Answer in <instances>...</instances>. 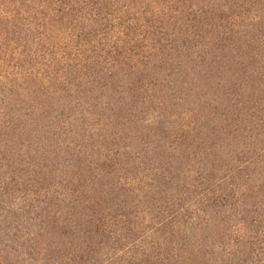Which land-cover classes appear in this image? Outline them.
<instances>
[{
	"label": "rangeland",
	"instance_id": "1",
	"mask_svg": "<svg viewBox=\"0 0 264 264\" xmlns=\"http://www.w3.org/2000/svg\"><path fill=\"white\" fill-rule=\"evenodd\" d=\"M24 1L0 0L7 18L19 14L0 26V255L5 264H68L73 249L88 241L86 202L93 212L108 197L111 211H129L132 219L148 215L145 221L156 225L161 197H172L188 183L192 194L199 189V176L186 180L188 166L198 172L203 163L217 165L239 149L245 151L248 162L241 166L248 175L263 169L256 159L264 158V101L258 108L252 104L258 96L252 86L264 90V81L242 72L251 61V74L264 79V29L248 24L258 9L251 2L248 10L243 0H114L122 11L128 8L125 17L134 25L131 43L121 38L117 45L124 32L112 29L111 16L88 22L90 0H72L85 3L84 11L71 13L84 33H57L56 20L45 21L50 10L67 11L59 0L45 3L44 11L37 7L42 0ZM35 9L46 31L33 28ZM55 12L54 18L63 14ZM166 15L163 26L160 16ZM76 34L81 36L72 38ZM131 48L139 55L128 62ZM60 50L92 60L84 76L73 74L61 83L49 75L48 82L32 69V57ZM260 95L264 99V92ZM176 138L200 148L192 164H183ZM205 148L214 151L213 160ZM143 174L150 179L144 196L121 190L134 175L144 180ZM148 232L154 237V227ZM105 243L89 259L109 264L114 257L116 264L119 243L113 238Z\"/></svg>",
	"mask_w": 264,
	"mask_h": 264
},
{
	"label": "trees",
	"instance_id": "2",
	"mask_svg": "<svg viewBox=\"0 0 264 264\" xmlns=\"http://www.w3.org/2000/svg\"><path fill=\"white\" fill-rule=\"evenodd\" d=\"M24 2L26 3L28 0ZM57 2L67 7V11L64 8H57L60 13L50 10L46 14L48 20L45 21L48 23L55 19L57 33H84L85 27L78 22L77 14L73 18V23L71 13H77L79 10L84 11L85 9H82V6L85 3L72 0H59ZM247 2H251L253 7H258L255 15L251 16L250 20L252 22L248 24H250L252 30L255 27L260 28V26H263L262 29H264V21L260 20L264 19V15L261 17V13L264 12V0H243L240 3L248 7ZM52 3L53 0H42L37 7L40 5L43 8L44 4L50 5ZM87 6L91 8L87 13L88 22L92 20L96 22V19H100V21L102 19L107 20V17L111 16L110 18L116 21H113L116 27L113 26L112 29L116 28L115 31L117 33L124 32L118 35L117 45L121 38L124 43H131L134 25L125 17L128 8L123 6L122 11L114 0H90L89 3H86ZM38 9L32 11L33 17H37L31 23L36 31H41V29L46 31L47 24L39 19L41 11ZM249 9L250 7H248ZM44 10L45 8H43ZM54 12L56 14L63 12V14L54 18L52 16ZM240 13L238 18L241 22H244L245 16ZM196 14L195 10L192 11L189 17L190 20L195 18ZM4 15L6 17H3ZM16 15L19 16L17 13ZM16 15L12 14L11 18H7L10 16L8 11L6 9L0 11V26L5 22H8V24L15 22L18 18ZM167 16L170 15L160 16L161 25L167 24L169 20ZM255 19L260 21L254 22ZM72 26L73 29L71 30ZM183 26L184 23L182 22L179 25V31L183 29ZM33 28L30 27L29 29ZM80 36L76 34L72 35V38H79ZM35 39L37 38L35 37ZM41 41L39 42L42 43ZM39 42L37 41L36 44H39ZM62 50L47 51L49 52L47 54L43 51V53L38 55V58L31 56L34 59L32 64L34 68L32 69L36 68L43 72L41 75H43V78L49 79L48 82L53 79L66 83L67 79L72 78L73 74L84 76V72H86L92 60L90 61L89 58L84 59L79 51L68 52L67 55H64V53H59ZM137 52V50L132 48L129 49V53L126 54L124 60L132 61L133 56L139 55ZM145 56H147V53ZM261 64H264V57ZM245 67L242 72L249 80L251 77V79L254 78L259 83L264 81L262 79L263 76L260 79L259 76L251 74L254 73L251 71V61H248ZM49 75H53L51 79ZM252 88L258 91V96L253 99L252 103L258 108L261 102L264 101L263 97H261L262 95H260V92L262 93L264 90L254 86ZM254 115L257 116L258 111ZM178 118L189 123L188 116L184 117L179 114ZM186 143V140L178 139L173 144L176 147H183V150L180 148V158L183 164L187 163L190 165L193 162L190 158L200 154V148H193L189 144L186 146ZM204 152L208 158L214 159V151L210 152L205 148ZM225 156L226 159L220 157L222 161L220 160L221 163L218 162L217 165L215 164L216 161H211L210 164L203 163L198 172L197 168L196 171H193L192 167L188 166L186 169V180L187 178L192 179L193 175L199 176V189L192 194L190 192L192 189L188 183L185 187L175 189L172 192V197L170 195L161 197L158 209L159 218L156 217V225H154L152 220L150 223L145 221L148 215H143L141 219H132L133 217H131L129 211L125 212L119 208H116L117 212L111 211L107 204L109 203L108 197L105 199L102 197V200L95 204L97 207L94 208L93 212H91V208L89 209L90 205L86 202L84 207L86 213L83 215V220L88 223V230L85 231H88L86 233L88 234V241L85 247L73 249L70 260L67 263L85 264L90 262L88 264H100L92 258L89 259L90 255L98 254V249H103L106 245L105 241L113 238L120 245L119 249L116 246L117 249L114 253V256H120L116 264H264V158L260 156L259 160L256 159L257 164L263 169L257 175L255 173L248 175L246 168L241 166V163L245 164L248 162L247 160L244 161L245 151L233 149L232 152ZM232 162L234 165L230 167L229 165ZM135 171L137 172L138 170ZM145 174L147 175V172ZM146 175L143 174V176ZM147 176L144 180H139L137 175H134L125 181V185L121 187V190L129 195L141 192L144 196L150 180ZM166 191H168L166 194H170L169 192L172 190L167 189ZM102 203L105 204L104 207ZM98 205L100 206L98 207ZM151 227L155 229L154 237L148 236V231L151 230ZM123 247V252H121ZM113 258L110 257L108 259L109 264H113ZM3 259V256L0 255V264H5Z\"/></svg>",
	"mask_w": 264,
	"mask_h": 264
}]
</instances>
